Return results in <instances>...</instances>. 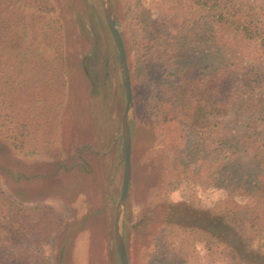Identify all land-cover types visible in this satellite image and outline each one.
<instances>
[{"label":"rangeland","instance_id":"374dc122","mask_svg":"<svg viewBox=\"0 0 264 264\" xmlns=\"http://www.w3.org/2000/svg\"><path fill=\"white\" fill-rule=\"evenodd\" d=\"M111 2L134 95L123 219L129 263L231 264L226 245L166 218L172 205L186 203L264 225V197L231 193V179L218 175L225 165L233 172L251 161L227 151L237 132L215 140L217 117L209 108L195 126L184 118L192 101L181 76L209 75L228 56L197 28L200 17L196 7L187 8L190 0ZM218 2L225 12L253 10L264 17V0ZM11 37L20 51L30 45L36 51L30 60L22 55L13 70L18 110L13 114L6 105L2 112V120L16 122L17 136L0 138V191L24 219L34 208H51L58 226L42 249L51 264H121L114 221L124 175L126 93L101 0H0V44L13 45ZM46 47L54 52L47 71ZM220 120L230 121L229 128L235 123ZM1 227L4 239L14 231L2 216ZM258 231L249 237L255 245L264 238V228Z\"/></svg>","mask_w":264,"mask_h":264},{"label":"trees","instance_id":"16d2710c","mask_svg":"<svg viewBox=\"0 0 264 264\" xmlns=\"http://www.w3.org/2000/svg\"><path fill=\"white\" fill-rule=\"evenodd\" d=\"M221 5L218 0H190L187 5L188 9L196 7L194 13L200 17L197 28L210 34L216 48L228 57L209 75L189 71L181 76L184 93L192 101L186 105L188 111L184 118L195 126L204 114L202 109L209 108V114L217 117L215 140H220L228 130L237 132L227 151L233 159L244 154L251 156V161L233 172L232 166L225 165L218 170V175L224 174L225 179H231L228 181L231 193L242 191L259 200L264 197V131L259 130L260 124H264V17L253 10L243 14L241 10L225 12ZM1 23L4 24V20ZM209 23L211 27L207 33L205 29ZM12 38L13 45L0 44V138L4 139L17 136L13 129L16 122L2 120L6 105L14 110L13 114L18 110L19 89L16 91L14 87V75L18 71L14 73L13 70L16 65H22V55L30 60L36 51L34 45L20 51L18 42ZM43 51L46 55L43 69L51 70L53 59H49V54L54 52L47 47ZM18 117L19 113L15 119ZM229 117L235 120L232 128H229V120V123L220 120ZM221 133L224 135L220 136ZM170 211L166 216L168 224L203 231L230 248L233 251L231 264H264V238L258 245L249 238L256 229L262 231L264 228V225H257V219L238 221L234 213L193 210L186 203L172 205ZM0 216L14 230L8 231L9 236L4 239L2 227L0 229V264H51L42 253L58 226L51 208H34L24 219L21 210L0 191Z\"/></svg>","mask_w":264,"mask_h":264},{"label":"water","instance_id":"95a60500","mask_svg":"<svg viewBox=\"0 0 264 264\" xmlns=\"http://www.w3.org/2000/svg\"><path fill=\"white\" fill-rule=\"evenodd\" d=\"M103 12L115 42L119 55L122 83L126 93V107L122 117V135L124 149V175L120 199L116 207L114 221V236L121 264H130L127 249L123 237V219L126 202L129 195L132 172V139H131V115L134 108V95L131 85V75L125 44L118 28L111 0H101Z\"/></svg>","mask_w":264,"mask_h":264}]
</instances>
